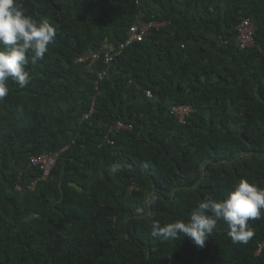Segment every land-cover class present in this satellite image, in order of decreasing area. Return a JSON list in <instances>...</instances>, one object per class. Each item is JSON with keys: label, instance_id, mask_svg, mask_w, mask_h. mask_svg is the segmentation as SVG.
Here are the masks:
<instances>
[{"label": "trees", "instance_id": "trees-1", "mask_svg": "<svg viewBox=\"0 0 264 264\" xmlns=\"http://www.w3.org/2000/svg\"><path fill=\"white\" fill-rule=\"evenodd\" d=\"M20 3L56 36L30 84L0 99V264H264V210L247 243L223 222L204 247L149 227L187 221L241 179L264 188V0ZM246 18L256 46L241 50ZM137 21L166 25L120 52ZM104 42L112 63L80 62ZM184 105L180 124L170 108ZM53 153L43 177L31 159Z\"/></svg>", "mask_w": 264, "mask_h": 264}, {"label": "clouds", "instance_id": "clouds-1", "mask_svg": "<svg viewBox=\"0 0 264 264\" xmlns=\"http://www.w3.org/2000/svg\"><path fill=\"white\" fill-rule=\"evenodd\" d=\"M56 32L47 20L37 21L26 14L20 0H0V99L9 95V82L20 88L30 84L32 74L29 65L44 59ZM123 168L121 162L110 165L116 174ZM158 197L150 193L146 198L147 208L157 203ZM264 210V188L241 179L231 192L221 199L205 197L198 200L187 221L177 219L161 224L153 220L150 235L164 239L189 237L204 247L209 234L223 222L227 234L236 243H247L253 236L249 220L258 218Z\"/></svg>", "mask_w": 264, "mask_h": 264}, {"label": "built area", "instance_id": "built-area-1", "mask_svg": "<svg viewBox=\"0 0 264 264\" xmlns=\"http://www.w3.org/2000/svg\"><path fill=\"white\" fill-rule=\"evenodd\" d=\"M166 22H150L143 23L141 21H137L133 24L127 33V39L125 43L121 46L120 52L129 47L130 45L136 42H142L145 36H147L148 30L150 28H164ZM236 42L239 45L241 50L255 47L254 36L256 32V27L253 21L249 18L243 19L240 24L236 27ZM112 50L109 48L108 44L104 42L99 49L96 51L90 52L83 58H80V62H87L89 67L95 65L99 61H102L103 64L112 63L115 55L111 54ZM117 55V54H116ZM105 75V72L98 73L99 79H102ZM146 96L148 98H152V94L147 91ZM94 102L91 104V108L88 114H86L83 118L86 120L92 113H94ZM192 112V109L189 106H172L170 108V114L175 117V119L180 123L184 124L188 115ZM129 127L122 122H117L111 130L119 131V130H127ZM58 158V153L49 154L47 156H41L40 158H32L31 163L33 165H38L43 172V177H46L49 174V171L54 166L56 160ZM35 184L31 185V189H34ZM20 190V189H19Z\"/></svg>", "mask_w": 264, "mask_h": 264}]
</instances>
